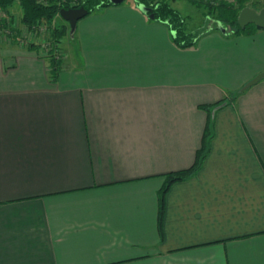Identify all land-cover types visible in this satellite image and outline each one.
<instances>
[{"label": "crops", "instance_id": "crops-1", "mask_svg": "<svg viewBox=\"0 0 264 264\" xmlns=\"http://www.w3.org/2000/svg\"><path fill=\"white\" fill-rule=\"evenodd\" d=\"M71 36L56 80L45 52L0 37V264H264V79L244 89L264 29L184 50L134 0ZM240 90L202 170L170 188L161 238L159 190L195 161L201 105Z\"/></svg>", "mask_w": 264, "mask_h": 264}, {"label": "trees", "instance_id": "trees-1", "mask_svg": "<svg viewBox=\"0 0 264 264\" xmlns=\"http://www.w3.org/2000/svg\"><path fill=\"white\" fill-rule=\"evenodd\" d=\"M175 1L177 0H135V3L137 7L140 5L147 6L150 9V15L156 21L166 24L170 28L173 33V41L180 49L194 48L203 35L214 31L232 35H251L260 29L254 24L243 28L238 22L240 12L246 7L248 0H188L197 6L207 9L204 13L205 20L197 28H191L188 25L187 17L172 6V2ZM15 4H18L22 10L19 22L23 28L17 26V23L13 21L14 15L10 13V8ZM112 5L111 0H0V12L6 14L5 17L0 18V28H5L11 37H15V40H18L19 44H24L23 38L29 39V36H39L42 26L46 24L54 43L52 42L53 45L51 44L50 49L48 48L44 52L50 60V76L56 80L64 64L63 40L67 35L71 34L69 23L62 17L63 24L61 26H52L54 21L61 16V10L63 8L85 7L88 10V14H90L98 8ZM22 29H26V34L23 35ZM21 37L22 39H20ZM28 42L29 45H26L27 47L40 53L38 48H41V43L38 45L35 42H30V40ZM243 90L235 92L213 104L201 105L207 111V123L201 147L196 152L195 161L186 169L166 174V181L159 190L158 227L161 238L164 236L166 198L170 188L177 182L197 177L212 149L216 135L215 123L218 111L232 105Z\"/></svg>", "mask_w": 264, "mask_h": 264}, {"label": "rangeland", "instance_id": "rangeland-1", "mask_svg": "<svg viewBox=\"0 0 264 264\" xmlns=\"http://www.w3.org/2000/svg\"><path fill=\"white\" fill-rule=\"evenodd\" d=\"M125 1H126V3H133L134 0H125ZM172 6L175 7L177 10H179L185 17H187L188 25L191 28H197L205 20L204 13L207 11V9L204 8V7L197 6V5L191 3L188 0H177L175 2H172ZM247 6L260 11L261 9L264 8V0H248L247 4H246V7ZM0 18H1V15H0ZM16 23H17V26L21 25L20 22H18V20H17ZM62 24H63V20H62L61 16H59L58 19H56L54 21L52 26L58 27V26H61ZM68 25H70V24H68ZM20 27H22V26H20ZM23 30L26 31V29H22V31ZM40 31H41L40 32L41 34L39 36H37V37L29 36V39L28 38L27 39L23 38L24 39V44L23 45H29L28 40H30V42H35V44L38 43V45L41 43L40 44L41 48H38L41 52H44L48 48L50 49L51 44L53 45V43H54L52 38H51V35H50L51 34L50 30L46 27V24H45V25L42 26ZM0 34L3 35V36H0L2 40L4 39L3 41H9L12 44L13 41L15 40V37L14 38L11 37L9 35V33H7L5 28H0ZM20 39H22V37ZM65 40L66 41H70V44H71L72 48H73V46L75 48L78 47L76 36L73 37V36H71V34L67 35ZM14 42L18 43V40H15ZM48 43H50V44H48ZM0 45H6V44L4 42H0ZM62 46L63 47L64 46H68V44L67 43L65 44V41L63 40V45Z\"/></svg>", "mask_w": 264, "mask_h": 264}, {"label": "water", "instance_id": "water-1", "mask_svg": "<svg viewBox=\"0 0 264 264\" xmlns=\"http://www.w3.org/2000/svg\"><path fill=\"white\" fill-rule=\"evenodd\" d=\"M125 0H111L113 5H118L123 3ZM139 9L145 14H150V9L145 5H140ZM61 17L70 24L71 34L73 35L77 30V25L79 20L88 15V10L85 7L78 8H63L60 12ZM152 16V15H150ZM153 17V16H152ZM238 22L241 27L245 28L250 24H254L260 29H264V8L260 11L245 7L240 12ZM264 79V73L256 76L251 82H249L244 88H248L253 84L258 83Z\"/></svg>", "mask_w": 264, "mask_h": 264}, {"label": "built area", "instance_id": "built-area-1", "mask_svg": "<svg viewBox=\"0 0 264 264\" xmlns=\"http://www.w3.org/2000/svg\"><path fill=\"white\" fill-rule=\"evenodd\" d=\"M1 17H5L6 16V14L5 13H3V12H1Z\"/></svg>", "mask_w": 264, "mask_h": 264}]
</instances>
